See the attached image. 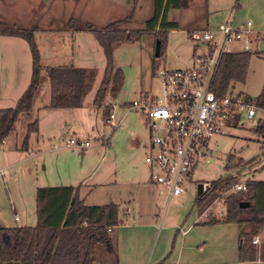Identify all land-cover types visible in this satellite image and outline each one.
Returning a JSON list of instances; mask_svg holds the SVG:
<instances>
[{"label": "rangeland", "instance_id": "rangeland-1", "mask_svg": "<svg viewBox=\"0 0 264 264\" xmlns=\"http://www.w3.org/2000/svg\"><path fill=\"white\" fill-rule=\"evenodd\" d=\"M156 3L161 5V9L155 29L169 31V39L163 55L159 57L155 55L158 38L154 31L146 32L140 38L119 43L115 48L114 58L116 65L124 71L125 83L116 98L108 93L102 104L94 103L106 66L102 46L92 34L80 35L84 36L82 41L79 40L80 42L65 39L63 32L61 37H57V41L61 40L62 43H66L67 50L78 51L80 54L87 55L88 58L83 57L81 61L79 59L70 60L68 57H62L59 60L45 57L42 65L78 64L97 70L98 74L84 99V108L80 109L91 111V119L88 124L82 120L85 126H78V133L71 132L69 128L51 129L48 113L51 112L49 109L50 81L43 71L35 96L34 108L31 112L20 115L15 124V136L13 137V140L18 139L21 143L27 134L28 124L38 120L39 116L34 117V114L41 109L43 130L46 136L43 140L41 132H32L30 144L36 152L40 150L42 152L35 156L38 159L37 162L33 163L30 160L22 165L25 170L21 174L6 170L5 178L11 185L6 180L4 181L3 176H0L1 192L4 191L7 195L12 187V191H16L20 199L23 197L29 201V198L25 196V191H32V186L29 185L27 178L32 183L39 181L38 184L41 186L47 184L56 186V183H62L56 175L66 167L67 171L72 174L71 180L67 181L86 177L92 184L91 188H102L103 185H96V183L104 181L106 176L103 172L113 168L117 170L120 179L132 172L134 168H148L149 175H151L155 170L146 161V156L152 152V149L145 116L136 109L128 110L127 104L145 93L161 94L160 80L154 72L157 66L167 70L190 66L195 53L201 50V45L190 37L189 30L213 28L217 25V22H213L217 16L214 17L216 10L213 0H164L162 3L160 0H136L131 11L116 4L113 5L107 0H0V27L33 30L39 42L38 45L41 44L42 51L44 47L50 46L52 50L55 44L54 42L47 44L44 34L55 29L68 28L69 30L71 18H76L82 26L89 23L94 29H102L116 20L119 22L120 29L146 30L156 14ZM208 23L210 25L207 26ZM18 40L25 44L30 55L27 42L23 38H18ZM229 45L235 51L242 47L239 41ZM252 47V57L246 78L243 82H235L232 91L255 98L261 92L263 85L264 56L258 51L260 47L258 48L257 41ZM107 107H109V112L113 110L116 115V120L119 122L116 128L109 126L105 119ZM262 126H264V110H259L255 118H245L239 125L227 128L224 134L214 135L207 144L206 157L198 160L193 171V180L187 184V192L179 196H171L166 188L160 195L161 200L159 205H156V213H160L161 219L165 217V223L168 224L178 218L183 219L188 216L193 207L196 211L198 207L195 204L198 196L197 185L201 181H209L211 184V180L231 174L239 175L240 182L247 179L264 180V132L258 130ZM36 134L39 137L35 136ZM77 134L82 139L90 140L91 146L82 149L64 143L63 139L77 136ZM105 141L107 143L103 144ZM229 156H235V161L242 158L243 165L228 170L225 166ZM117 186L122 192L123 199H131V208L134 209L133 197L127 193L129 187L122 184H117ZM134 187H131V190L137 197V190ZM232 190L233 187L222 194L225 196ZM82 197L87 204L93 200L92 195L87 196L86 192ZM225 210L224 200L219 196L209 205L203 208L198 207V211L204 214L202 217L207 219L221 218ZM130 219L131 217L125 220L121 218V221L125 223ZM36 221L34 223L37 224ZM113 230L110 232L112 238L116 235L118 227ZM97 251L96 261L109 264L107 253L101 247H98Z\"/></svg>", "mask_w": 264, "mask_h": 264}, {"label": "trees", "instance_id": "trees-1", "mask_svg": "<svg viewBox=\"0 0 264 264\" xmlns=\"http://www.w3.org/2000/svg\"><path fill=\"white\" fill-rule=\"evenodd\" d=\"M162 1L164 0H160L161 3ZM156 8V14L146 30L120 29L118 21L111 22L102 29H94L89 23L82 26L76 18L70 19L69 29L93 33L104 51L106 66L96 92L95 104H102L108 93L116 98L125 83L124 71L116 65L114 58V51L119 43L140 38L144 33L154 31L156 37L161 40L160 56L163 55L169 31L155 29L161 5L157 4ZM0 34L24 38L32 57V77L28 87L13 107L0 108L1 144L14 130L19 116L33 110L43 71L50 81L51 108L83 106L98 73L95 68L73 64L43 66L33 30L0 27ZM262 39L264 40V35ZM258 51L264 56V51ZM251 57L252 50L223 53L212 89L223 96L233 88L235 82H243ZM252 99L264 109V80L261 92ZM107 108L105 119L109 114V107ZM38 126L37 119L28 124L23 149L28 148L29 136L38 131ZM262 127L258 130L264 132V126ZM242 165V158L235 161V156H229L225 167L232 170ZM239 182V175L232 174L211 180V187L197 196L195 204L203 208L218 196L222 198L226 206L224 215L221 218L214 217L209 222H236L244 226L240 232L239 259L264 260V240L261 244L253 243L254 236L259 235L264 226V180L247 179L242 181L247 187L246 190H232L225 196L222 194ZM36 210L38 222L34 226L0 227V264H95L98 247L107 253L110 264H118L116 235L114 238L110 235L122 222L117 203L87 204L80 196L78 188L71 185L39 186L36 193ZM110 227L113 231L108 230ZM156 264L172 263L164 259Z\"/></svg>", "mask_w": 264, "mask_h": 264}, {"label": "crops", "instance_id": "crops-1", "mask_svg": "<svg viewBox=\"0 0 264 264\" xmlns=\"http://www.w3.org/2000/svg\"><path fill=\"white\" fill-rule=\"evenodd\" d=\"M107 1L129 11L133 10L136 2V0ZM213 3L216 10L214 17L217 16L213 22H217L216 24L232 18L235 21L246 17L251 18L257 32L258 48L260 47L264 35V0H213ZM62 32L65 33V39H71L72 42L76 40L80 42L79 40L84 38L80 35L92 34L94 36L89 31H73L68 30V28L47 31L44 34L46 35V43L54 42L55 44L52 50L50 46L44 47V51H42L41 44L38 45L40 46L41 62L44 61L45 57L54 60H59L62 57L81 61L83 57L87 59V55L80 54L78 51L67 50L65 48L66 43H62L61 40L57 41V37L63 35ZM18 38L22 37L0 34V108L13 107L31 81V51L29 55L25 44ZM46 66L56 65L48 64ZM75 66L86 67L78 64ZM50 99L51 90L49 104ZM83 108L84 105L74 108L50 107L51 112H48L50 114V128L54 130L69 128L71 132L78 133V126L84 127L91 119V111L83 110L85 111L83 112L80 110ZM41 112L40 109L38 113L34 114V117L39 116L38 132H41L44 140L46 132L43 130ZM82 120L85 124H82ZM14 136L15 131L13 130L0 144V176H3L4 181L6 180V170L21 174L25 170L22 165L30 160L33 163L37 162L38 159L35 156L42 152V150L36 152L35 148L31 146V134L27 149L22 148L24 139L19 143L18 139L13 140ZM35 136L39 137L37 134ZM73 137L82 138L79 134ZM65 140L63 139L64 143ZM71 175L66 167L56 175V178L60 179L62 183H56L55 185L77 187L81 197L84 196V192L87 196L92 195L93 200L88 204L115 202L119 205L120 218L125 220L131 217L128 222H122L118 226L116 233L115 249L118 254V264H156L164 259L172 264H264V260L261 259L254 261H241L239 259L240 232L244 226L236 222H209L210 219L202 217L204 214L198 211V207L196 211L193 207L192 212L185 218H178L168 224L165 223L166 218L161 219L160 213H156V205H159L160 195L164 193L166 188L161 187L152 179V174L149 175L148 168H134L132 172L122 176L123 179H120L116 169H109L103 172L106 179L96 183V185H103L102 188H91L92 184L88 182L86 177H78L73 181H67L68 179L71 180ZM27 180H29V185L32 186V191H25V196L29 198V201L23 199V197L20 199L16 191H12V187L11 191L8 190L7 195L4 191H0V227L34 226L36 224L34 222L36 220L38 222L36 191L40 184H38L39 181L32 183L29 178ZM6 181L10 184L8 179ZM78 182L80 183L76 185ZM117 184L129 187L127 193L133 197L134 209L131 208V199H123L122 192L118 190ZM44 186H49V184ZM131 187L137 190V197L132 193ZM82 198L84 199V197ZM15 216H18V218L16 219ZM94 263L103 264L97 261Z\"/></svg>", "mask_w": 264, "mask_h": 264}, {"label": "built area", "instance_id": "built-area-1", "mask_svg": "<svg viewBox=\"0 0 264 264\" xmlns=\"http://www.w3.org/2000/svg\"><path fill=\"white\" fill-rule=\"evenodd\" d=\"M189 35L201 45L191 65L175 70L157 66L154 72L160 80L161 94L145 93L127 104L128 110L136 109L145 116L152 149L146 161L155 170L152 179L167 188L171 196L187 192L198 160L206 157L207 144L214 135L224 134L227 128L239 125L245 118L253 119L259 110H264L247 95L231 89L220 96L212 89L223 53L253 49L257 39L253 20L232 18L213 28L189 30ZM238 41L242 47L235 51L229 44ZM110 111L106 121L116 128L119 122ZM65 143L82 149L91 146L90 140L73 136ZM204 184L211 187L209 181ZM246 189L242 182L233 186L235 191ZM263 238L262 230L253 243L261 244Z\"/></svg>", "mask_w": 264, "mask_h": 264}, {"label": "water", "instance_id": "water-1", "mask_svg": "<svg viewBox=\"0 0 264 264\" xmlns=\"http://www.w3.org/2000/svg\"><path fill=\"white\" fill-rule=\"evenodd\" d=\"M260 50L264 51V40L260 44ZM161 54V40L158 38L156 41V47H155V55L159 57ZM204 191V183L200 182L197 186V194L200 195ZM263 232H264V226H263Z\"/></svg>", "mask_w": 264, "mask_h": 264}]
</instances>
